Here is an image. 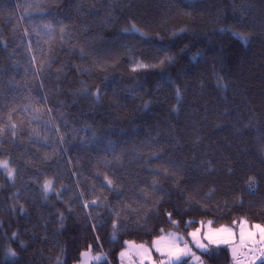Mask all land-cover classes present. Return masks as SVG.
Instances as JSON below:
<instances>
[{
    "label": "trees",
    "instance_id": "trees-1",
    "mask_svg": "<svg viewBox=\"0 0 264 264\" xmlns=\"http://www.w3.org/2000/svg\"><path fill=\"white\" fill-rule=\"evenodd\" d=\"M5 159L0 264L264 225V0H0Z\"/></svg>",
    "mask_w": 264,
    "mask_h": 264
},
{
    "label": "snow or ice",
    "instance_id": "snow-or-ice-1",
    "mask_svg": "<svg viewBox=\"0 0 264 264\" xmlns=\"http://www.w3.org/2000/svg\"><path fill=\"white\" fill-rule=\"evenodd\" d=\"M132 31L139 32V29H136L135 25H133ZM140 34L143 35V33ZM170 60L171 57H166L165 60L161 61V63L163 64L166 61H170ZM143 67H147V65L137 64L134 66L133 71ZM93 95H95L98 99L99 90H97V92L94 93ZM178 95H179V91H178ZM0 168H3L6 171V174L9 179L13 178L14 169H12L9 166L8 160L6 159L0 160ZM167 171L168 170L165 169L166 173ZM105 179L107 180L108 178L105 177ZM153 183L154 185L156 184L155 181ZM108 184H112V181L108 180ZM51 187H52V182L50 180H46L44 182L45 191L47 192ZM92 203H95V201H93ZM85 206H87V203ZM167 215L169 216V219H171L172 214L168 213ZM172 223L176 224L177 221L172 220ZM233 223H236V221H233ZM239 223L241 224V231H240L241 246H245L247 243L251 242L252 247L249 249V251L253 253H256L258 251L260 257L264 258V226L259 224L252 225L250 230L245 231L244 226L246 225L247 222L241 220L239 221ZM116 228H117V222L114 220L113 221L114 236H115ZM189 235L193 238V242L196 244V246L200 249H203L206 252L209 250V245H213V244L231 245L234 242V233L231 229L221 228L214 231L209 230L202 237L200 236V229H196L194 232L189 233ZM182 239H183L182 237L176 235L175 233H169L167 237L161 236L156 240H153L152 242L153 248H155V250L158 253H160L161 257H164L159 261L152 260L150 249L146 248L144 245L136 246V253L141 257V264H144L145 260H147L148 264H181V258L191 252V249L189 248L187 242L184 243L183 247H180V241ZM203 240H206L208 243L207 244L203 243L202 242ZM236 251L237 250L233 248L234 256L236 255ZM90 252H91V245L89 246L88 252L81 253V256L82 257L88 256ZM9 254L12 256L16 255V253L11 249H9ZM126 254H127L126 252H121L120 255L123 258ZM193 255L195 254L193 253ZM92 259L99 261L101 260V256L97 255L96 257H92ZM197 260H199V258H197Z\"/></svg>",
    "mask_w": 264,
    "mask_h": 264
},
{
    "label": "rangeland",
    "instance_id": "rangeland-1",
    "mask_svg": "<svg viewBox=\"0 0 264 264\" xmlns=\"http://www.w3.org/2000/svg\"><path fill=\"white\" fill-rule=\"evenodd\" d=\"M241 220L246 221L245 219L240 218L238 220V223L235 226H231V225H227V224L213 225L209 220H204V221L200 222L199 226H197L196 229H200V236L201 237L205 233H207L209 230L214 231V230L221 229V228L231 229L234 233V242L231 245H228V244H220V245L226 246L229 249L230 255L232 256V259H233V264H255L258 261L264 260V258L260 257L258 251L256 253L249 251V249L252 247L251 242L247 243L245 246H241V242H240L241 224L239 223V221H241ZM252 225H256V224H251V223L247 222L246 225L244 226L245 231L250 230ZM262 226H264V225H262ZM196 229L190 230L187 234H183V233L176 232V231H169L167 233H164V234H161V235L155 237L154 240H156L157 238H159L161 236L167 237L169 233H175L176 235L183 238L180 241V247H183L184 243L187 242L189 248L191 249V252L189 254L183 256L181 258V260H183L184 258H189L188 259L189 264H205L203 262L201 256H200V254H199V252H202L204 250L198 248L196 246V244L193 242V238L189 235V233L194 232ZM257 239H258V237H257ZM126 242H125V246L122 247L121 250L118 252L117 258H118L119 264H141V257L139 255H137V253H136V246H139V245H144L146 248L150 249L151 257H152L153 261H159L160 259L164 258V257H161L160 253H158L155 250V248H153L152 243L147 244L144 242L135 241V239L134 240L129 239ZM202 242L205 244L208 243L206 240H203ZM233 248H235L237 250L235 256L233 255ZM88 249H89V247L82 250L81 253L88 252ZM121 252H126L127 254L122 258L120 255ZM193 253L195 255H193ZM249 254L253 255V256L250 257V259L248 261L246 256H248ZM97 255L101 256V260L97 261L95 259H92V257H96ZM241 255H242V257H245V258H242V257L240 258ZM197 258H199V260H197ZM104 260H106V255L103 251L94 252V251H92V248H91V252L89 253L88 256L82 257L80 254L79 260H77L76 262H73L72 264H98ZM144 264H148L147 260L144 261Z\"/></svg>",
    "mask_w": 264,
    "mask_h": 264
},
{
    "label": "built area",
    "instance_id": "built-area-1",
    "mask_svg": "<svg viewBox=\"0 0 264 264\" xmlns=\"http://www.w3.org/2000/svg\"><path fill=\"white\" fill-rule=\"evenodd\" d=\"M253 255H248V256H246V258L248 259V261H249V259H250V257H252ZM242 257V255L240 256V258ZM242 258H245V257H242Z\"/></svg>",
    "mask_w": 264,
    "mask_h": 264
}]
</instances>
